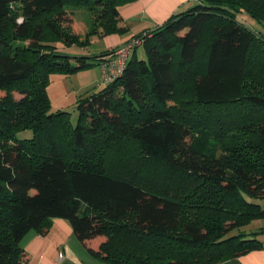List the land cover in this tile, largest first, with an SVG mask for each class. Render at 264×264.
<instances>
[{
	"label": "trees",
	"instance_id": "obj_1",
	"mask_svg": "<svg viewBox=\"0 0 264 264\" xmlns=\"http://www.w3.org/2000/svg\"><path fill=\"white\" fill-rule=\"evenodd\" d=\"M68 1L87 4L85 32ZM131 1L0 0V264H22L23 236L53 218L82 243L103 236L87 250L107 264H216L263 246V227L240 228L264 219V0H195L135 35L144 57L79 95L75 121L51 111V75L114 49L64 47L126 32Z\"/></svg>",
	"mask_w": 264,
	"mask_h": 264
},
{
	"label": "crops",
	"instance_id": "obj_2",
	"mask_svg": "<svg viewBox=\"0 0 264 264\" xmlns=\"http://www.w3.org/2000/svg\"><path fill=\"white\" fill-rule=\"evenodd\" d=\"M191 2L195 0H132L122 4L118 6V11L122 18L121 24L127 26V31L102 37L93 35L89 45L79 48L85 55H92L119 47L138 33L162 24L173 13L188 8ZM86 29L84 26L80 33ZM113 58L115 57L110 59ZM101 64L69 75H52L51 78H55V81L51 82H59L62 91L64 89L73 94L97 91L106 84ZM259 239L263 242L261 248L216 264H264V237ZM102 240L103 236H98L82 243L75 236L67 219L53 218L45 234L30 230L23 236L20 241L25 253L22 264H107L87 250L88 247L97 250Z\"/></svg>",
	"mask_w": 264,
	"mask_h": 264
},
{
	"label": "rangeland",
	"instance_id": "obj_3",
	"mask_svg": "<svg viewBox=\"0 0 264 264\" xmlns=\"http://www.w3.org/2000/svg\"><path fill=\"white\" fill-rule=\"evenodd\" d=\"M195 4V2H191V6ZM64 9L67 12L72 13V17L74 19V30L77 32H81L82 28L86 26V28L89 27V24L91 23L92 15L91 12L88 9V6L84 2H75V1H68L64 5ZM185 10V9H184ZM240 16V20H242L245 24L252 26L253 28L257 27L259 28L258 30H262V26L257 23L255 20L252 18L246 16ZM86 24V25H85ZM85 32V31H82ZM132 38V37H131ZM61 45V44H59ZM63 45V44H62ZM61 45V46H62ZM60 46V47H61ZM64 46V45H63ZM65 49L63 50L65 53L71 54V55H85L86 53L83 52L79 46H71V47H64ZM79 49V50H78ZM111 50V49H110ZM137 54L140 58L144 57V46L140 45L137 48ZM56 75V74H53ZM60 75V74H59ZM52 76V75H51ZM50 83L51 81H55L50 77ZM49 83V84H50ZM49 88V89H48ZM48 89V96L51 100V111H57V110H66L71 112V118L73 121L76 120L77 113L75 111V101L79 97V95L84 94L83 93H75L73 94L72 92H67L66 90L61 89L59 82H54L47 87ZM62 91V92H61ZM1 94V93H0ZM15 97H19L18 93H14ZM31 133L30 131H24L21 133V136H29ZM256 202L260 203L264 207V199H255ZM260 227L264 228V219H258V220H253L249 222L247 225L243 226L240 228L241 231L244 232H252L255 230H259ZM264 231V230H263ZM256 238H261L264 237V232L263 233H258L255 235ZM248 237H251L249 235Z\"/></svg>",
	"mask_w": 264,
	"mask_h": 264
},
{
	"label": "built area",
	"instance_id": "obj_4",
	"mask_svg": "<svg viewBox=\"0 0 264 264\" xmlns=\"http://www.w3.org/2000/svg\"><path fill=\"white\" fill-rule=\"evenodd\" d=\"M142 43L143 37L134 36L110 52L107 56V60L101 64L103 70V80L105 83L110 82L123 72L132 51L142 45ZM111 57L115 58L110 59Z\"/></svg>",
	"mask_w": 264,
	"mask_h": 264
},
{
	"label": "clouds",
	"instance_id": "obj_5",
	"mask_svg": "<svg viewBox=\"0 0 264 264\" xmlns=\"http://www.w3.org/2000/svg\"><path fill=\"white\" fill-rule=\"evenodd\" d=\"M23 17L21 16V17H18V19H17V24H20V23H22L23 22Z\"/></svg>",
	"mask_w": 264,
	"mask_h": 264
}]
</instances>
